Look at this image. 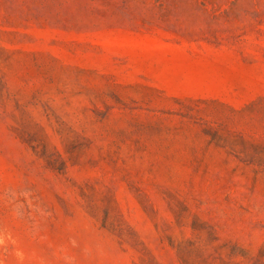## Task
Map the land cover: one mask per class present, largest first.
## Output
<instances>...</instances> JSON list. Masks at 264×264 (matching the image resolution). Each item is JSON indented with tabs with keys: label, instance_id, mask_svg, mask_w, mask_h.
Here are the masks:
<instances>
[{
	"label": "rangeland",
	"instance_id": "374dc122",
	"mask_svg": "<svg viewBox=\"0 0 264 264\" xmlns=\"http://www.w3.org/2000/svg\"><path fill=\"white\" fill-rule=\"evenodd\" d=\"M0 264H264V0H0Z\"/></svg>",
	"mask_w": 264,
	"mask_h": 264
}]
</instances>
